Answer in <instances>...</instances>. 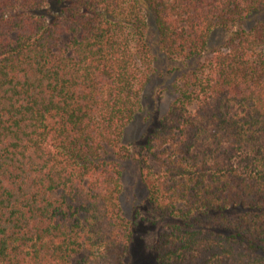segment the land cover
Wrapping results in <instances>:
<instances>
[{
  "label": "trees",
  "instance_id": "16d2710c",
  "mask_svg": "<svg viewBox=\"0 0 264 264\" xmlns=\"http://www.w3.org/2000/svg\"><path fill=\"white\" fill-rule=\"evenodd\" d=\"M264 0H0V264H126L133 160L157 264H264ZM203 58L124 143L154 58Z\"/></svg>",
  "mask_w": 264,
  "mask_h": 264
},
{
  "label": "rangeland",
  "instance_id": "374dc122",
  "mask_svg": "<svg viewBox=\"0 0 264 264\" xmlns=\"http://www.w3.org/2000/svg\"><path fill=\"white\" fill-rule=\"evenodd\" d=\"M264 22V11L253 14L245 22V28L251 29ZM227 39L223 30H215L210 41V52L203 58L190 61H180L170 65L167 57L161 51L158 35L151 29L149 43L152 48L154 64L148 86L143 92L141 109L134 121L127 127L124 143L136 146L152 127L168 112L170 105L178 96L177 85L181 76L193 69L200 61L208 59L214 50L222 47ZM123 193L121 204L125 215L137 223L133 230V241L126 264H157L154 242L160 231L172 224V220L162 217L147 201V190L140 179L139 171L133 160L122 163Z\"/></svg>",
  "mask_w": 264,
  "mask_h": 264
}]
</instances>
